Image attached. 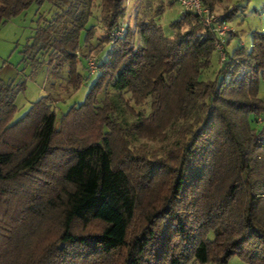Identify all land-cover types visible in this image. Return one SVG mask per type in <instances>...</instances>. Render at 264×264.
I'll return each instance as SVG.
<instances>
[{
    "label": "trees",
    "instance_id": "trees-1",
    "mask_svg": "<svg viewBox=\"0 0 264 264\" xmlns=\"http://www.w3.org/2000/svg\"><path fill=\"white\" fill-rule=\"evenodd\" d=\"M34 1L0 0V24ZM128 1L100 0L97 78L61 117L47 94L7 124L1 87L0 264H264V30L250 48L230 35L216 66L198 14L166 32L162 4L131 26ZM51 27L32 46L61 48L78 90L93 26L55 39Z\"/></svg>",
    "mask_w": 264,
    "mask_h": 264
},
{
    "label": "rangeland",
    "instance_id": "rangeland-1",
    "mask_svg": "<svg viewBox=\"0 0 264 264\" xmlns=\"http://www.w3.org/2000/svg\"><path fill=\"white\" fill-rule=\"evenodd\" d=\"M168 2L169 0H129L124 22L135 26L140 18L151 16L163 4L166 8L160 21L166 32H169L170 23L181 16L184 9L178 3L169 5ZM238 5V10L229 21L236 31V35L230 36L233 38L230 49L239 43L250 48L253 32L264 30V0H218L213 11L217 15H223ZM51 23L52 27L46 34L51 39L66 36L77 24L83 23L87 28L93 26L91 38L78 53L82 58L80 70L91 75L78 90L73 91L74 89L67 87L69 63L61 59V48H55L48 42L39 43L40 48L32 46L37 30L41 32ZM85 33V29L79 31L81 42L84 41ZM104 33L100 0H36L21 13L0 24V122L9 116L12 106L7 105V99L12 96L16 111L12 112L7 124L22 117L34 102L47 94L52 97V106L58 117L72 105L83 102L97 78V73H92L89 68V61L103 56V52L98 53L97 44ZM219 57L216 52V66L220 63ZM5 86L10 88L8 97L5 88H1ZM259 95L264 100V79L259 83ZM259 123L264 125V121L260 119ZM189 264L200 263L192 261ZM225 264L250 263L235 255Z\"/></svg>",
    "mask_w": 264,
    "mask_h": 264
},
{
    "label": "built area",
    "instance_id": "built-area-1",
    "mask_svg": "<svg viewBox=\"0 0 264 264\" xmlns=\"http://www.w3.org/2000/svg\"><path fill=\"white\" fill-rule=\"evenodd\" d=\"M175 3L181 5L184 11H193L200 17L203 25L211 30L215 35V47L219 52L220 59H225V45L228 37L234 32V28L231 27L230 23L223 19L220 15H217L213 9L203 3L202 0H172ZM129 2V1H128ZM124 27L122 26L114 35H122L124 33ZM89 68L95 71L97 66L95 60L89 61Z\"/></svg>",
    "mask_w": 264,
    "mask_h": 264
}]
</instances>
